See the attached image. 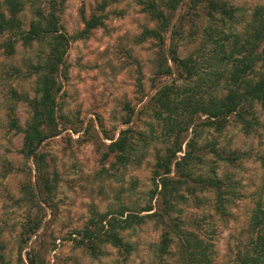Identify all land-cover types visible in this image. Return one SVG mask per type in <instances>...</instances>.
Wrapping results in <instances>:
<instances>
[{
  "label": "trees",
  "instance_id": "obj_1",
  "mask_svg": "<svg viewBox=\"0 0 264 264\" xmlns=\"http://www.w3.org/2000/svg\"><path fill=\"white\" fill-rule=\"evenodd\" d=\"M65 1L0 0V35H7V54L16 53L19 42L28 49L38 46L37 60L29 61L26 69L28 77H35L34 96L12 89L13 97L27 103L29 117L23 126L12 108L9 120L11 129L23 133L22 152L36 166L37 184L32 185L31 194L38 211L44 209L43 203L51 205L50 193L56 187L41 147L61 131L57 75L66 67L72 40L89 37L102 27L109 6L117 0L96 2L88 15L83 10L84 27L74 35L61 22ZM139 4L154 25L144 26L134 40L137 44L155 42V76L170 80L158 86L146 106L152 117V135L138 132L137 137L132 125L123 128L116 139L110 137L105 157L114 156L113 165H140L154 137L161 140L152 167V188L139 208L146 213L125 208L95 211L85 226L70 233L69 240L96 258L105 254L108 245L128 256L136 246L126 239L125 232L151 222L160 232L153 249L155 264H216L217 229L204 227L210 215L192 216L184 209L188 200L201 207L208 196L212 215L226 223L240 194L230 176H221L218 165L208 164V156L225 163L246 157V152L218 148L214 135L232 122L246 134L264 127L260 115L264 111V3L255 7L242 27L237 8L223 0H139ZM183 5L189 9L182 13ZM27 6L32 14L28 24L22 18ZM190 22L189 35L202 31L203 37L194 51L183 54ZM14 71L23 72L20 67ZM129 110L124 124L133 122L135 109ZM257 159L264 167V151ZM261 192L235 264H264V181ZM46 216L37 212L28 228V239L43 226ZM4 248L0 243V264H11ZM27 260L28 264H51L34 249L27 253Z\"/></svg>",
  "mask_w": 264,
  "mask_h": 264
},
{
  "label": "rangeland",
  "instance_id": "obj_2",
  "mask_svg": "<svg viewBox=\"0 0 264 264\" xmlns=\"http://www.w3.org/2000/svg\"><path fill=\"white\" fill-rule=\"evenodd\" d=\"M98 1L66 0L61 15L66 31L74 35L82 30V11L88 15ZM223 1L237 8L239 27L257 5L264 3V0ZM181 8L182 13L189 9L187 5ZM108 12L102 27L89 37L72 40L66 67L57 75L61 86L58 93L61 131L41 147L56 187L50 193L51 205L43 203L42 211H38L31 194L32 185L37 184L36 166L22 152L23 133L9 126L12 108L23 126L29 117L27 103L13 97L12 89L34 96L35 77H28L26 69L29 61L37 60L38 46L28 49L19 42L16 53L8 55L4 46L7 35H0V243L11 264H28L27 253L31 249L51 264H155L153 249L160 232L151 222L125 232L126 239L136 246L128 256L108 245L105 254L96 258L69 240L70 233L85 226L95 211L114 212L120 208L139 211L152 188V167L161 141L154 137L156 140L147 146L140 165H113L114 156L105 157L112 142L110 137L116 139L123 128L132 125L137 137L138 132L152 135V117L146 106L158 86L170 80L155 76V42L137 44L134 40L144 26L154 25L139 0H117ZM22 18L26 24L30 22L29 6ZM191 24L186 26L183 54L194 51L203 37L202 31L189 35ZM15 67L23 72L16 73ZM130 107L135 109L133 122L124 124ZM260 115L264 122V111ZM214 138L218 140V148L247 153L235 163L208 156V164L218 165L221 176H230L240 194L230 207L231 215L226 223L212 215L208 196H204L201 207L188 200L184 210L192 216L210 215L204 227L217 229L216 264H235L251 212L262 193L264 167L257 156L264 151V127L246 134L240 125L232 122ZM37 212L47 216L43 226L28 239V228Z\"/></svg>",
  "mask_w": 264,
  "mask_h": 264
}]
</instances>
